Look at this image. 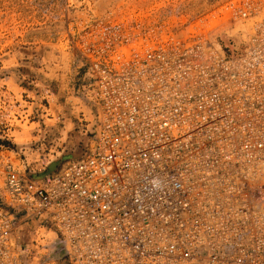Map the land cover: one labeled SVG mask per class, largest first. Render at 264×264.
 Segmentation results:
<instances>
[{"label":"built area","instance_id":"2783aa9c","mask_svg":"<svg viewBox=\"0 0 264 264\" xmlns=\"http://www.w3.org/2000/svg\"><path fill=\"white\" fill-rule=\"evenodd\" d=\"M146 41L90 60L77 156L0 142V264H264L263 41Z\"/></svg>","mask_w":264,"mask_h":264},{"label":"rangeland","instance_id":"374dc122","mask_svg":"<svg viewBox=\"0 0 264 264\" xmlns=\"http://www.w3.org/2000/svg\"><path fill=\"white\" fill-rule=\"evenodd\" d=\"M191 37L229 55L264 43V0H0V142L26 171L57 168L84 146L90 60Z\"/></svg>","mask_w":264,"mask_h":264},{"label":"bare ground","instance_id":"6f19581e","mask_svg":"<svg viewBox=\"0 0 264 264\" xmlns=\"http://www.w3.org/2000/svg\"><path fill=\"white\" fill-rule=\"evenodd\" d=\"M44 174V173H43ZM38 176H40V174H37ZM42 175V174H41Z\"/></svg>","mask_w":264,"mask_h":264}]
</instances>
